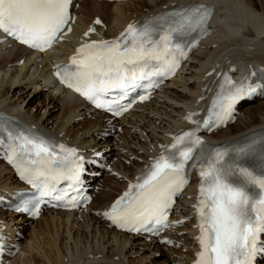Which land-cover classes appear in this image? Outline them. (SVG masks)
<instances>
[{"label": "snow or ice", "instance_id": "1", "mask_svg": "<svg viewBox=\"0 0 264 264\" xmlns=\"http://www.w3.org/2000/svg\"><path fill=\"white\" fill-rule=\"evenodd\" d=\"M71 4L72 0H0V30L21 44L43 51L73 19ZM210 14V7L195 4L129 24L115 39L82 44L70 64L57 66L55 74L62 84L97 108L119 116L131 103L106 99L109 91L119 89L123 100L130 90L142 87V81L148 80L151 87V77L171 75L196 42L186 38L206 32ZM93 31L95 28L90 27L84 35ZM224 79L229 87L220 86L207 116L201 121L194 119L195 113L188 114L185 119L194 127L162 145L160 155L145 173L135 184H129V190L103 215L116 227L133 232L175 226L168 222L173 198L188 184L190 170L197 169L200 183L193 207L199 220L196 239L200 250L195 264H256V258L264 256V132L221 146L209 145L197 133L201 127L211 131L227 122L234 104L264 87V82L248 83L246 77L237 85L227 76ZM0 144L20 178L34 189L33 198L24 201L18 211L38 215L47 198L63 202L61 206H78L77 186L82 183L84 158L75 148L31 131L13 129L6 122H0ZM60 180L67 181L77 195L61 193L56 188ZM83 199L86 202L88 198Z\"/></svg>", "mask_w": 264, "mask_h": 264}, {"label": "bare ground", "instance_id": "2", "mask_svg": "<svg viewBox=\"0 0 264 264\" xmlns=\"http://www.w3.org/2000/svg\"><path fill=\"white\" fill-rule=\"evenodd\" d=\"M186 1H214L219 4L225 0H133L116 4L76 0L78 7L74 12L77 20L73 26L72 37H79L95 17L104 22L105 30L102 35L109 37L142 16ZM231 1L247 21L243 25H231L230 12L227 14L225 9H219L214 33L191 56L186 75L168 83L159 100L138 107L136 112L115 122L113 127L100 113H89L81 101L51 84L48 70L53 55L29 57L27 51L13 45L2 53L7 44L0 45V57L6 55V58L0 60V66L7 68L0 77V109L38 126L54 138L78 146L90 158L99 151H104V155L120 175L119 178L103 176L100 190L94 195V208H90L88 213L71 215L43 211L37 221L29 223L27 240L22 243L20 251L10 260V264H95L100 261L114 264H151L154 262L152 258L157 257L159 252L166 253L170 259L157 260V264H189L187 259L191 255L193 239L188 234L173 232L172 237L176 239L179 249L165 250L163 246L143 242L140 238L116 233L90 211L108 206L126 187L127 180H132L138 173L137 170L143 169L150 153L165 141L167 135L175 133L184 124L180 118L193 113L190 110L200 108L208 95L210 84L215 83L216 69L223 68L228 71L231 66L238 69L241 63L264 66V15L256 11L258 3L256 0ZM249 19L252 20L250 24ZM223 27H234L236 32L227 34ZM68 46L70 45H61L58 48L59 53H65ZM19 60L23 61L22 65L15 64ZM209 71H213V74L206 76ZM241 109L237 121L218 131L212 136L213 139L226 141L264 128V100L255 104H244ZM54 111L57 112L53 116L55 119L51 118ZM77 118L82 121L76 122ZM116 126H120V132L111 133ZM127 161L130 162L128 166ZM2 190L13 194L25 188L11 178L9 170L0 165V193ZM189 204L186 201L180 203V213L184 216H188L190 212ZM0 219L8 222L10 232L18 227V222L15 223L17 218L10 213L0 212ZM188 229L189 226L182 227L181 230ZM184 248L186 252L181 253ZM33 251L39 253V261ZM140 253L143 256L134 260L135 256H141Z\"/></svg>", "mask_w": 264, "mask_h": 264}, {"label": "rangeland", "instance_id": "3", "mask_svg": "<svg viewBox=\"0 0 264 264\" xmlns=\"http://www.w3.org/2000/svg\"><path fill=\"white\" fill-rule=\"evenodd\" d=\"M256 2L258 3V8H257V12L258 13H261V14H263L264 15V0H256ZM262 8H263V10H262ZM10 49V48H9ZM8 48H6V49H4V50H2V53L5 51H7V50H9ZM198 55H201L200 53L198 54ZM4 58H6V55H3V56H1L0 57V60H2V59H4ZM19 65H22V63L21 64H19ZM6 69L7 68H1V66H0V77L3 75V73L6 71ZM5 70V71H4ZM38 70H40V65L38 66ZM4 71V72H3ZM42 99H43V96H40ZM41 98H40V100H41ZM37 102V101H36ZM49 109L51 110L52 109V106H50L49 107ZM33 112H35V110L33 111ZM37 113V112H36ZM57 112L56 111H54L53 113H52V117L51 118H53V116L56 114ZM53 119H55V117L53 118ZM76 122H81V119H78V120H76ZM126 165H128V163H126ZM3 177H6V175L5 176H3ZM2 181H3V179H2ZM10 181V180H9ZM4 182H7V180H5ZM12 223H14V221H12ZM28 228H29V225H25L24 226V229H19V230H23V234L25 235L23 238V240H22V242H23V244H24V241L25 240H27V236H26V234L28 233ZM44 247V246H43ZM178 250V249H177ZM185 251H184V249H182L181 250V253H184ZM149 252H147V254H148ZM167 253H170V252H168L167 251ZM33 254L35 255V258H36V260L37 261H39L40 260V256H39V253H35L34 251H33ZM151 254V253H150ZM41 255V254H40ZM139 255H141V253L139 254ZM37 256V257H36ZM143 255H141V256H135V258H134V260L136 259V260H138V259H140L141 257H142ZM167 258H166V257ZM153 257V256H152ZM165 257V258H164ZM22 259V258H21ZM131 259V258H130ZM166 259V261H169V259L170 258H168V255H166V253H162V252H159L158 254H157V257H153L152 258V262L153 263H151V264H157L158 262H157V260L158 261H160V260H165ZM165 261V262H166ZM146 262V261H145ZM150 262H151V259H150ZM148 263V262H147Z\"/></svg>", "mask_w": 264, "mask_h": 264}]
</instances>
